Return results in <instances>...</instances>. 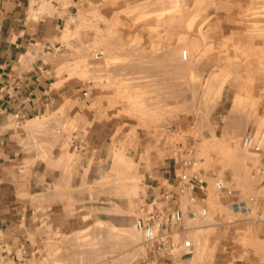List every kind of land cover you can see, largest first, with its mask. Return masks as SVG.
I'll list each match as a JSON object with an SVG mask.
<instances>
[{
  "label": "rangeland",
  "instance_id": "374dc122",
  "mask_svg": "<svg viewBox=\"0 0 264 264\" xmlns=\"http://www.w3.org/2000/svg\"><path fill=\"white\" fill-rule=\"evenodd\" d=\"M67 24L57 57L75 104L45 114L39 125L87 123L95 102L129 121L102 125L108 143L96 148L106 162L94 163L95 177L83 175L86 163L66 145L65 154L57 147L45 155L48 194L36 199L28 234L0 250V264H111L87 256L88 241L126 237L132 246L143 238L133 222L145 214L144 187L156 179L142 169L157 160L169 182L198 171L206 183L194 203L187 193L178 200L195 244L183 257L264 264V203L245 214L231 208L259 194L264 166V153L241 145L244 133L264 129V0H108ZM188 157L195 166L183 165ZM215 178L225 181L223 190Z\"/></svg>",
  "mask_w": 264,
  "mask_h": 264
},
{
  "label": "crops",
  "instance_id": "0c3cea01",
  "mask_svg": "<svg viewBox=\"0 0 264 264\" xmlns=\"http://www.w3.org/2000/svg\"><path fill=\"white\" fill-rule=\"evenodd\" d=\"M107 1L0 0L1 251L9 250L20 237L28 234L30 217L40 207L36 199L48 194L52 184L49 179L53 176L45 155L53 153L57 147L62 148L58 152L65 154L66 145L78 164L86 163L83 175L95 177L98 172L96 162H106L99 156L104 143H108L102 125H124V121H129L120 113L118 118L111 109L113 107L106 102L104 105L95 102L88 107L91 118L87 123L72 125L71 128L69 125H39L45 114L58 112L70 102L75 104L74 92L64 73V61L57 57L64 49L66 34L70 32L67 22L72 17L97 13L100 5ZM125 1L129 3L130 0ZM78 107L77 115L80 116L83 107ZM18 111L23 115L20 119L14 116ZM96 146H100L99 152ZM163 163L157 160L142 169L143 177L156 179L144 187L148 191L147 195L146 191L143 193L146 211L152 206L148 202L152 196L156 197L154 203L160 206H179L178 200L182 195L173 198L161 196L162 192H175V181L169 182L167 171L159 168ZM96 221L86 225L90 227ZM100 221L118 227L112 220ZM184 223L183 216V226ZM184 227L182 238L189 236L188 228ZM100 242L104 245L99 246ZM88 244L87 256L104 258L106 263L169 264L167 256H154V242H146L143 238L130 246L126 237L113 239L105 235L99 240L90 239ZM185 254L188 253L176 254L182 264H206L192 261L194 253L183 257Z\"/></svg>",
  "mask_w": 264,
  "mask_h": 264
},
{
  "label": "built area",
  "instance_id": "2783aa9c",
  "mask_svg": "<svg viewBox=\"0 0 264 264\" xmlns=\"http://www.w3.org/2000/svg\"><path fill=\"white\" fill-rule=\"evenodd\" d=\"M185 55V54H184ZM83 96L88 95L87 90L81 92ZM18 119L23 115L19 111L14 114ZM241 145L245 149L254 153H264V129L258 131H249L242 135ZM183 165L185 167L195 166L196 161L191 157L184 159ZM186 169V168H185ZM257 176L259 178L260 191L256 197H249L247 200L239 199L231 203V208L239 213H247L250 209V204L260 202L264 203V166L258 168ZM175 192H162L163 198H173L178 195L189 194V200L194 203L197 197V192H203L206 188V183L202 179L198 171H183L178 175L174 183ZM214 187L217 190L225 188V181L222 178H215ZM156 199L152 196L148 202L152 203L151 208L145 212L144 215L137 216L134 219L133 226L141 232L144 241L154 242L152 252L154 256L158 257L165 255L169 259V264H182L176 258L177 253H189L194 247L193 239L190 237L176 238L174 235L181 236L186 228L183 224V211L177 205H170L165 207L154 203ZM202 215L205 214V208L199 211ZM190 219H195L198 211L194 207L188 209ZM258 220L264 221L258 217Z\"/></svg>",
  "mask_w": 264,
  "mask_h": 264
}]
</instances>
